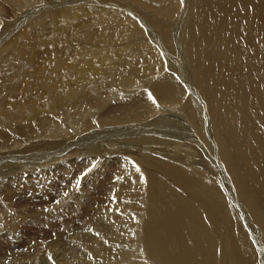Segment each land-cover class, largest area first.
<instances>
[{"label": "bare ground", "instance_id": "obj_1", "mask_svg": "<svg viewBox=\"0 0 264 264\" xmlns=\"http://www.w3.org/2000/svg\"><path fill=\"white\" fill-rule=\"evenodd\" d=\"M99 1H101L102 3V0ZM136 1H143L146 3V6L152 4L150 0H148V2L146 0H136ZM164 1H165V5L163 4L155 5V6L152 5L149 6V8H151L153 11L160 13V10L161 11L164 10L165 12H172V10L174 9L176 10L177 5L179 7L178 0H164ZM191 1L194 2L193 5L191 4ZM201 1L203 0H189L190 3L188 2L189 5H187L188 17L186 18L185 21L188 24V27H189V23L193 25V27H191L190 29L188 28L190 33L189 36L190 39L188 38L189 39L188 46H189V51L192 54L195 52L192 49H195L197 40L194 41L196 39V36L194 37V40L191 39L194 36L191 35V29H193L192 31L197 32L200 29L199 27H201L200 23L203 19L200 21L201 18L197 20V18L194 19L193 17H189V15L190 14L193 15L195 13L194 11L195 3L200 4L202 3ZM215 1L216 0H204V2L209 5H214ZM217 1L224 3L225 0H217ZM54 2L57 1L55 0ZM87 2H91V3L85 5H79L81 3H87ZM218 2L215 4V6L217 8H220L218 6ZM0 3L2 5V12L4 10V13L5 11H8L12 14L18 12L21 13L25 7H28L27 9L33 10L37 8L38 5L40 6L42 4L40 0H0ZM51 4L53 3L51 2ZM142 4L145 5L144 3ZM33 5H35V7H31ZM110 5L114 7H109ZM190 5L194 7V10H190ZM122 6L119 5V7H116L114 4L103 6L102 4H100V2L93 0H68L62 6H58L54 8L51 12H49L48 14L50 16H48L47 13L44 14L43 12L41 13L37 12L36 14L35 13L36 11L34 10L33 11L35 13V14L33 13L35 15L34 19L32 18L33 20H31L30 18L28 21L23 22L24 24H26L25 25L26 27L23 28L22 31L20 30L21 31L19 32L20 35L17 34L18 33L17 32L15 34H12V36L13 35L15 36H13L9 40L2 39L3 42L6 41L5 44L8 43V45L7 46L4 45L5 47L3 46L0 47V63L3 60L16 61L15 62L16 70L13 72L10 71L8 74L0 75L1 76L0 77V171L1 172L4 171L5 175L11 173L12 174L11 177H12L14 176L13 174L14 170L17 169L15 168V166L17 167L19 166L18 168H25L23 166L25 164V161H28L27 157L32 159L33 155L38 157H43V160H45V156H50V158L52 156V158H54L53 159L54 161L52 160L53 162L51 161L52 164L51 163L50 164L53 166L50 165L49 167L50 168L56 167L58 166L59 161L62 159L65 161V157L67 156V152L65 153L66 154L65 156H60V152L54 153L58 145L61 144V142L58 141L60 140L58 137H60L61 135L63 136L65 134H70L73 131H75V136H76L79 134V131H81L82 137L84 136V138L81 140L80 143H77L78 144L77 146L80 147L82 145V147L86 146V148L87 145L92 147L104 146L106 152L122 150L123 151L122 154H126L124 156L125 159H121L120 156H118L117 158H115L116 160H113L114 162L116 161L115 163H118V165L116 164L118 169L119 167L121 168L119 172L120 178L119 176H117L118 174L116 173L114 175H111L112 173L111 171L113 170V166L115 164H112L111 162L108 163V161L111 160V159L109 160L108 157H105L104 159H102L101 157V160L105 161V167H106L105 170L106 172H108V176L104 178L103 183L102 182L98 183L97 176L94 175L95 172L91 170L92 168L89 165L87 166V168L90 167V171H88L86 175L83 174V170H82V172H79V174L75 176L77 180L74 182L76 183L80 182L78 180L80 179V177H82L81 179L84 178L83 181H85V183L79 186L78 191L76 192L72 191L73 193V195L71 194L72 197H76L77 200L81 201V199H79V196L84 194L87 190H89L92 193H100V194L103 193V196H100V198L98 197H97L98 199L94 198L96 200H94L93 207H92L93 203H91V208H93L96 212H103L108 210L107 204L111 196H116L119 200L123 201L127 205L125 206L124 209H122L120 216H118L116 219L119 220V226L121 228L115 224L116 221L115 219H114L115 221L113 220L114 223L112 222L107 225L104 224V226H102L101 228L102 232H104L105 230V243L106 240L108 242L111 241V245L106 246L105 243L100 244V240H97V243L95 242L96 245L94 249L93 246L91 245L92 246L91 251H93L95 255L98 254L99 256L102 257L101 264H134V263L142 264L136 262L133 259L134 257H137V255L140 257L141 252L139 253L136 250L126 251L123 247L121 248L118 247L122 243H124L125 245V243L128 244L129 240H133V238L131 237L128 238V234L131 233L125 235L127 237L120 235V232L121 233L123 232L121 230L124 229L125 227H126V229L124 230L125 234L127 233V229H130V231L133 233L134 230H136V233H134L135 236L137 235L138 232L137 238L140 239L141 244L143 243L145 245L144 250L146 251L145 252L146 255L151 259H153V261H155L157 264H264V259H262L261 255L259 254L260 250L257 249L258 247L256 248L257 249L256 251L258 252L259 259L256 258L255 255L253 254L252 246L248 241L249 233L245 228L244 225L245 223L243 224L241 217V214H243V217L245 216V214L243 212L238 214L237 211L239 210L230 207V203L228 202V200L227 202L225 200V195L222 192L218 193L219 190L218 191L215 190L217 184L215 186L214 184L203 183L204 179L202 180L200 175L201 169L203 171L207 170L205 172L209 174L210 178L216 177L215 170H212V168L208 167V165H205L206 162L204 160H200V163L198 164L199 160L196 161L195 160L196 158L194 160L192 159L193 161L188 164L191 165L193 168H191V166L189 169L186 168V165H188L186 162L183 161L184 163H181L178 161L181 158L179 159L173 158L174 156L173 151L178 148L181 149L182 144H178V143L176 144L174 143V145L172 144L175 147H172L174 148V150H171L170 152L169 150L168 152H157V149L154 147L155 149H153L150 152H148L149 150H147V152L145 153H141V152L139 153V150H137V152L136 151L134 152L133 150L129 151L128 146H124L122 140H112L113 143H117L118 141V143H120L118 147H121L122 149L118 148L117 144L108 145L106 143V141L112 139L109 138L110 135L115 134V136H117L120 133L119 136H128L126 138H132V136L138 138L137 136L142 137V135H144L142 133H145L146 135H150V132L155 130L157 125L160 124L159 120H157V122L154 121L156 119L149 120L148 122L140 121L142 119L147 120V118L149 117V113L152 112L150 111L149 113H145L146 111L151 110L149 109L150 107L148 108V105L150 106V102H148V100L158 102L157 105L160 104V102L166 104L165 105L166 107L165 108L163 107L164 110H166V112L168 110L169 111L172 110V107L181 108V110H183L187 114L188 118L191 117L193 121L196 122L195 128L197 129V131H199V125L197 123L199 114L198 111H196L197 109L192 104V101L186 95H184L183 98L182 93L179 92L178 87L175 85L172 79L169 80L168 82L160 81L159 87H161V89L155 88L156 87L155 86L151 89H147V91L143 93L138 92V94H142L140 97L137 96L135 98L134 96L132 100L129 99V101L127 102L125 101L117 102V100L116 101L111 100L113 103L111 102L112 105L110 107L105 108L103 106L105 101L102 99L104 97L102 96V94H100L102 92L99 91V86H102L104 88L102 90L103 92H105V88L118 89V86H121L120 88H122V86L132 87L134 86L133 81L136 82L142 79L140 76L141 72L145 73L148 70L154 72V70L157 69L160 70L166 65L169 66L168 67L169 69H172L171 68L173 67L172 63L175 62V56H177L176 46L174 41L172 40L173 37L170 29L171 26L168 24L167 21L164 20V18L159 17V19L156 20L157 21L156 24L157 26L160 27L159 30L162 33V36L164 37L165 40V43L163 45L167 49V51H165V54L162 55L161 53L157 52L155 48L151 46L149 41H151L153 45L154 42L150 36V33L147 32L138 24V22L139 23L140 21L142 22V19H137V20L134 19L135 15L136 16L140 15V13L137 11L139 10V8L135 9V7L131 6L132 9L131 8L127 9V8H123ZM154 7L155 9H153ZM225 7L226 9H229V11H231V13L233 14L232 15L229 12L230 17L236 19L235 20V22L237 21L236 23L238 22L241 23L236 26L237 31L236 33L233 34L236 37L235 39L237 44L239 43L238 39L242 34V37L247 39V41L244 39V42L248 44L247 52L248 53L254 52L255 53L254 55H256L257 58L256 60H253L251 57H248L247 59H244L243 61L239 62L237 57L235 60L238 62L236 67H241V71H240L241 74L247 76L252 75L249 74L250 73L249 71L251 70L253 71V69L257 70L264 66V0H231V3H229L228 6L226 5L222 6L221 9L222 8L225 9ZM37 10L39 11V8H37ZM44 10L45 9H43V11ZM175 10L173 11V13L175 12ZM196 10H197L196 13L198 11L201 12V8H197ZM222 11L224 10L222 9ZM29 12L30 11H28V13ZM159 13L157 14L159 15ZM131 15H133V17ZM224 15H228V14L226 13ZM175 16H176V12L174 13V17ZM12 17H14V15H12L10 19ZM1 22L2 21H0V23ZM142 24L144 27L148 28L147 27L148 23L146 21L145 22L143 21ZM19 25H17V27H19ZM13 28L16 29L14 26ZM232 32L233 29L231 30V33ZM37 34H40V36L38 35L39 36L37 41L38 45L36 46L35 43H33L32 41H34V37ZM3 37H5V34ZM249 37H251L250 40L248 39ZM140 41L143 42V44H139ZM193 63L196 64L195 62ZM242 64L245 65L242 66ZM209 68L210 67H208V69ZM195 71L200 72L201 68L198 67V69ZM233 73H235V75L238 76L239 75L238 69L234 67ZM201 75H202L201 78L205 77V73L203 70L201 72ZM133 76L135 80L131 81L132 80L131 78ZM252 77L255 78V76L253 75ZM152 79L153 78H151V81ZM216 79L217 78H215V80ZM259 79L260 80L264 79L263 74L260 75L259 77L257 76V80ZM143 80L145 79L143 78ZM103 82H105V86L101 84ZM254 83L255 82H253V84ZM260 84L262 85L263 83L260 82ZM258 90H259V85L257 86L256 92ZM131 91L132 88L131 90H126L125 91L126 93L124 91L123 92L125 94L129 93L131 95L134 93V92L130 93ZM153 97H155V99H153ZM128 98H131V96L128 95L127 99ZM109 102L110 101L108 100V103ZM100 105L104 109L99 110ZM122 107H124V109H122ZM113 111H119V112L115 114H111ZM88 115L89 117L94 119V122H92L94 123V125H91L88 122H86L88 124L85 125L84 127H88V128H83L82 125L80 124L81 118H79L78 116H81L82 119L84 120V118H86ZM123 115L130 116L131 121H140V122H138L137 124L135 123L126 126L117 125V128L114 127L115 125L113 123L115 122H113L112 120L116 118L117 120L122 122V118L124 117ZM95 117H97L98 119L96 118L97 119L96 120ZM111 117L114 118L112 119ZM62 121L65 122L66 126L69 125L71 132H69V130L67 132L62 131V126H64ZM142 124H144V128H147V130L141 133H136V131L137 132L141 131V127H139V125ZM135 126H137V128H135ZM256 127L258 126L256 125ZM151 128L154 129L150 131ZM207 129L208 132H211L208 134L213 139L212 141L210 140L209 142L211 146L210 149L211 151H213L214 149L215 150L218 149V153H219V151L223 146L220 145V139L217 133V129H214V131L216 130L214 137L212 132L213 128L210 127L209 129V127H207ZM34 130L37 135L35 140H28L26 139V137L20 140L21 135L22 136L25 134L29 135V133ZM194 130L192 131L194 135V145L197 146V150L201 151L200 148H202L203 151L206 153V150L209 148L207 146V143H205V140L201 138L199 135H197V132H195ZM47 132H49V135H47ZM168 135L169 134H166V136ZM75 136H72L70 139L67 138L66 140L65 139L64 140L66 142L73 141ZM14 137H19V139H15ZM48 137H50V140L46 139ZM149 137L145 138L144 140L138 143H144L145 141H147ZM161 140L162 139H160V141ZM215 140L216 142L218 140V146ZM102 141L104 142L100 143ZM188 141H189L188 143H190V140ZM38 142H41L43 144L38 145ZM228 143L230 145L229 140ZM159 144L161 143L159 142ZM49 145L52 146L50 147ZM212 145L216 147L213 148ZM225 146L228 147L227 144H225ZM172 148L170 147V149ZM39 149L42 150L44 149L45 152L44 153L42 151L33 152V151H38ZM77 149L80 150L79 148ZM142 149H148V148H142ZM90 151L94 152L96 150L90 149ZM26 152L28 154H25ZM106 152L105 154L108 155ZM72 155L74 156V154ZM71 156H69L68 158H71ZM131 158L135 159L138 162L140 168L135 169L136 172L133 171L134 173L131 171H130L131 173H127L124 167L126 166L129 167L130 169H133L134 167L133 165H131V163L133 162L134 164V162H136L135 160L133 161ZM17 159H22V160L17 161ZM93 159L95 160V158ZM218 164L219 162L217 163L216 166L217 167L220 166L219 169L221 168L222 170L225 169V166L223 167V164L222 165L220 164L218 165ZM101 165L102 164H100V166ZM227 165L230 166L231 163L227 162ZM30 166H33V164H31ZM81 166L82 165L80 164V167ZM80 167H75V168H80ZM87 168L84 167V170ZM70 172L72 171L70 170ZM142 173H144V175L146 176L147 186L141 185L142 184L141 182L143 180L141 179L140 174ZM69 174L71 175V173ZM87 175L88 178L86 177ZM21 177L23 178V176ZM115 177H116L115 183H112ZM15 178L18 177L17 176L14 177L13 181ZM72 178L74 177L72 176ZM91 178L92 180H90ZM122 178H125L123 179L124 181H122ZM19 179L20 178L15 180L17 181ZM119 179H121L122 183ZM260 184H264L263 175H261L260 180L256 184L254 183V181L251 180L247 181L245 179H242L241 186L243 188L238 189L239 192L241 193L243 192V198L248 203L249 210L253 211L250 212L253 216L254 222H256L254 216L256 214V209L258 207H261V204H263L262 201L263 199L260 197V195L257 192L258 189L257 186ZM141 187H146L145 191H142L144 188L141 190L140 189ZM77 192L79 196L77 195ZM91 200L93 201V198ZM134 212H136L138 216L137 219L138 221L137 223L132 224L133 222L131 221L134 220H130V216H132L131 214H133ZM260 223L256 222V224H258L257 226H259L261 230L262 236L264 237V222H260ZM2 227H0V230L2 229ZM14 227H17V224H15ZM12 231L14 233V231L16 230L13 229ZM258 239L259 241L261 240L260 238ZM117 243H119V245L115 247L114 245ZM79 251L82 250L80 249ZM81 253L78 252L79 255ZM79 255L77 256V258L85 256V254L84 255L81 254L83 256H79ZM85 258L86 260L88 259V257L86 256L84 257V259ZM89 259L91 258L89 257ZM74 264H95V263L91 261L81 260L80 258L78 261L76 260Z\"/></svg>", "mask_w": 264, "mask_h": 264}, {"label": "rangeland", "instance_id": "obj_2", "mask_svg": "<svg viewBox=\"0 0 264 264\" xmlns=\"http://www.w3.org/2000/svg\"><path fill=\"white\" fill-rule=\"evenodd\" d=\"M54 1L53 0H49V1H47V0L41 1L40 0V2L42 4L40 6L38 5V7H37V8H39V11L37 10V8L30 10V9H27L28 7H25L26 10H25V8L23 9V11L25 10L24 11L25 15H24L23 11L21 13L18 12V13H13V14L8 12V11H5V13L7 12L5 14L4 10L2 12V5L0 3V21H2L1 23H3V24L5 22L4 25L0 23V47L1 46L5 47L8 45V43L5 44L6 41L3 42V40L11 39L13 36H15V35L12 36V34H15L18 32L17 34L20 35L19 32H21L23 30V28L26 27L25 26L26 24H24L23 22L28 21L30 18H31V20H33L35 13L37 14V12H40V13L43 12L44 14H46V13L48 14L54 8H56L58 6H62L68 0H56L57 2H54ZM93 1L100 2V4H102L103 6H107L109 4H114L116 7H119V5H121V6L125 5L122 7L127 8V9H130L131 6L135 7V9L139 8V10H137V11L140 13V15H138V16L135 15L134 19H136V20L142 19V22L146 21L148 23V25L146 24L148 28H146L143 26L141 21H140V23L138 22V24L143 29H145L147 32L150 33V36L154 42V45H153L152 42L148 40L150 42L151 46L153 48H155L157 50V52L161 53L162 55L165 54V51H167V49L163 45L165 43V40H164V37L162 36V33L159 30L160 27L157 26V24H156V22H157L156 20L159 19V17L164 18V20L167 21L168 24L171 26L170 29H171L172 37H173L172 40L174 41L175 46H176V50H177L176 51L177 56H175V62L172 63V65H173V67H171L172 69H169L168 68L169 66H167L165 64L166 66L163 67L164 69L163 68H161L160 70H158V69L154 70L153 69L154 72L149 71V70L146 71L145 73L141 72V75H140L142 78L141 80H138L135 82V81H133V80H135L134 76L131 78L132 79L131 81L134 82V86H132V87L122 86V88H120L121 86H118V89L117 88H105V92H103L102 90L104 88L102 86H99V91L102 92L100 94H102V96L104 97V98H102V97L101 98L105 101L103 106L105 108H108L112 105V103H113L112 101H116V100H117V102H120V101L127 102V101H129V99L132 100L134 96H135V98L137 96L140 97L142 94H138V92L143 93V92L147 91V89H151L155 86H156L155 88L161 89V87H159L160 81L161 82L162 81L168 82L169 80L172 79V81H174L175 85L178 87L179 92L182 93L183 98H184V95H186L192 101V104L195 106V108L197 109L196 111H198V114L200 115V116L198 115V120H197V123L199 125V131H197V129L195 128L196 122L193 121V119L191 117L188 118L187 114L183 110H181V108L172 107V110H170V111L168 110L166 112V110H164V108L166 107L165 106L166 104L160 102V104L157 105L158 102L148 100V102H150V106L148 105V108L150 107L149 109H151V110L148 109L149 111H146L145 113H149L150 111H152L154 113H152V112L149 113V117L147 118V120L142 119L143 121L142 120H140V121L141 122H145V121L148 122L149 120L156 119L154 121L157 122V120H159V123H160L157 125V127L155 128L154 131L150 132L151 136L146 135L145 133H142V134H144V135H142V137L137 136L138 138H135L132 136V138H126L128 136H119L120 135V133H119L117 136H115V134L110 135L109 138H112V139L106 141V143L108 145L117 144V147H118L120 145V143H118V141H117V143H113L112 140H122L123 141L122 143H124V146H128L129 151L133 150L134 152L135 151L137 152V150H139V153L140 152L145 153V152H147V150H149L148 152H150L155 148L157 149V152H168V150L170 152L171 150H174V148H172V147H175V146H173L174 143L175 144L178 143V144H182V145H181V149L178 148V149L173 151V154H174L173 158L174 159L181 158L178 161L181 163L186 162L187 164L192 162L195 158H196L195 159L196 161L199 160L198 164L200 163V160H204L206 162L205 165H208V167L212 168V170H215L216 177L210 178L209 174L207 172H205L207 170L203 171L201 169L200 175H201L202 180L204 179L203 183L204 184H214L215 186L217 184V187H215V190L216 191L219 190L218 193L222 192L225 195V200H226V202L228 200V202L230 203V207L231 208L233 207V208L239 210V211H237L238 214L242 213V212L245 214L244 217H243V214H241V217H242V222H243V224L245 223L244 224L245 228L247 229V231L249 233L250 239L248 237V241L252 246L253 254L255 255L256 258L259 259L258 252L256 251L257 249H259L260 250L259 254L261 255L262 259H264V237L262 236V233H261L259 226H257L258 224H256V222H259V223L264 222V184H260L257 186V188H258L257 192L260 195V197L263 199L262 200L263 204H261V207H258L256 209V214L254 215L256 222H254L253 216L250 212L252 210H249V208H248L249 205L243 198V192L241 193L238 191V189L243 188L241 186V180L242 179H245L247 181H250V180L254 181V183L256 184L260 180L261 175L264 176V85H263L264 79L263 80H260V79L257 80V76L259 77L260 75L263 74V77H264V70H263L264 66L257 69V70L253 69V71L252 70L249 71L250 72L249 74H252L253 76H255V78L252 77V75L247 76V75L241 74V72H240L241 67H236L238 62L235 60L237 57H238L237 59L239 60V62L243 61L244 59H247L248 57H251L253 60H256L257 58H256V55H254L255 54L254 52H249V53L247 52L248 44L246 42H244L245 38L242 37V34L238 39L239 43L237 44V42H236V39H235L236 37L233 34L236 33V31H237L236 26L238 24H241V23L240 22L236 23L237 22V21L235 22L236 19H234L233 17H230L229 12H230V14H232V13H231V11H229V9H226V7H225V9L222 8L224 11H222V9H221L222 6H225V5L228 6L229 3H231V0L230 1L225 0L224 3L218 2L216 0L215 4L218 2V6L220 8H217L215 6V4L209 5V4L205 3L203 0V1H201L202 3H200V4L195 3V10H194V7H192L194 2L191 1L192 5H190V10H194L195 13L193 15L190 14L189 17H193L194 19L197 18V20L201 18L200 21L203 19L201 21L202 24L200 23L201 27H199L200 29L202 28L201 30L199 29L197 32H195V31H192L193 29H191V35H194L193 38H191V39L194 40V37L196 36V39L194 41L197 40V44L195 45L196 50L192 49L193 51H195L193 54L190 53L189 46H188V41L190 39L189 29L191 27H193V25H191L189 23V27H188V24L185 21L186 18L188 17L187 5H189L188 4L189 0H178L179 7L177 5L176 10L174 9L176 12V16H175L176 19L174 17L175 12L173 13L174 10H172V12H165L164 10L163 11L160 10V13H159V12L153 11L151 8H149V6H152V5L153 6L162 5V4L165 5L164 0H150L152 4H149L148 6H146L145 2L136 1V0H102V3L99 0H93ZM146 1L148 2V0H146ZM51 2L55 5L51 4ZM139 2H142L145 5H143L142 3H139ZM89 3H91V2L81 3L79 5H85V4H89ZM128 6H130V7H128ZM136 6H138V7H136ZM31 7H35V5H33ZM109 7H114V6L110 5ZM197 8H201V12L198 11L196 13ZM212 8H213V10H212ZM43 9H45V10L43 11ZM49 9H51V10H49ZM153 9H155V7ZM34 10L36 11L35 13L33 12ZM28 11H30L31 14H30V12L28 13ZM15 12H17V11H15ZM213 12H214V14H213ZM225 12L228 15H224V14H226ZM157 13H159L160 16ZM17 14H18V16H17ZM12 15H14V17H12L10 19V17ZM28 15L29 16L31 15L32 17L31 16L29 17ZM155 15H158V16H155ZM48 16H50V15L48 14ZM131 16L133 17V15H131ZM25 18L26 19L28 18V19L26 20ZM4 20H7V21H4ZM17 25H19V27H17ZM8 26L11 28H9ZM13 26L16 29H14ZM4 28H5V30H4ZM232 29H233V32L231 33ZM151 30H153V31H151ZM1 34L3 36L5 34V37H3ZM38 35L40 36V34H37L34 37V41H32L33 43H35L36 46L38 45V42H37L38 38H39ZM248 39L250 40L251 37H249ZM245 40L247 41V39H245ZM139 44H143V42L140 41ZM159 48H160V50H159ZM229 49H231V50H229ZM182 50H184V51H182ZM193 51H191V52H193ZM178 55H180V56H178ZM211 57H213V58H211ZM218 58H221V59H218ZM200 59H202V60H200ZM170 60H171V57H170ZM3 61L0 63V72H1L0 75L1 74H8L10 71L13 72L16 70V65H15L16 61H11V60L10 61L3 60ZM192 61L195 62L196 64H194ZM198 64H199V66H198ZM243 65H245V64H242V66ZM198 67L201 68L200 72L195 71L198 69ZM208 67H210V68L208 69ZM234 67L238 69V72H239L238 76L239 77L236 76L235 73H233ZM212 68H214V69H212ZM221 68H222V70H221ZM202 70L205 73V77H203V78H201ZM150 72H152V73H150ZM255 72H257V73H255ZM224 76H225L226 80H225ZM226 76L229 78H227ZM230 76L232 77V79ZM143 78L145 80H143ZM151 78H153L152 81H151ZM198 78H201V79H198ZM215 78H217L220 82L217 79L215 80ZM222 78H223V80H222ZM224 80H225V82H224ZM253 82H255V83L253 84ZM260 82L263 84L261 85ZM209 83H210V86H209ZM101 84L105 86V82H103ZM258 85H259V90H258L259 92L258 91L256 92ZM254 87H256V88H254ZM131 88H132V91L130 93L134 92L135 94L134 93L131 95L129 93L125 94L126 93L125 91L131 90ZM253 92H254V94H253ZM128 95L131 96V98L127 99ZM249 98H250V100H249ZM153 99H155V97H153ZM108 100L110 101L109 103H108ZM159 105H161V106H159ZM152 107H153V110H152ZM102 109H104V108L100 105L99 110H102ZM122 109H124V107H122ZM117 112H119V111H113L111 114H115ZM237 112H238V114H237ZM250 112H251V114H250ZM97 114H98V112H97ZM239 114H240V116H239ZM150 115H152V116H150ZM123 116L124 117L122 118V122L117 120L114 117H111L112 119L114 118L112 120L113 122H115V123H113L115 125L114 127L117 128V125L126 126V125L135 124V123L137 124L138 122H140V121H131L130 116H126V115H123ZM78 117L81 118L80 124L82 125L83 128H88V127H84L88 123L91 125H94V123H92V122H94V119L89 117V115L86 118H84V120L82 119L81 116H78ZM96 118L97 117H95V119ZM98 118H99V115H98ZM87 119H89V120H87ZM86 122H88V123H86ZM62 123L64 124V126H62V131L67 132L69 130V132H71L69 125L66 126L65 122H63V121H62ZM256 125L258 127H256ZM82 127H80V128H82ZM139 127H141V131H139V132L136 131V133H141V132H144L147 130V128H144V124L139 125ZM207 127H209V129H210V127L213 128L212 129L213 137H214V134L216 131V130L214 131V129H217V133H218L219 139H220V145L223 146L221 148V150L219 151V153H218V149L217 150L214 149L213 151H211V149H210L211 146H210L209 142H210V140L212 141L213 139L208 134L211 132H208ZM135 128H137V126H135ZM152 129H154V128H151L150 131ZM192 129L193 130L195 129L194 131L197 132V135H199L201 138H203L205 140V143H207V146L209 148L206 150V153L203 151L202 148H200L201 151L197 150V146L194 145V135L192 133V131H193ZM251 129H252V132H251ZM115 130H117V129H115ZM73 132H71L70 134H65L63 136L61 135L62 137L61 136L58 137L60 139L58 141H60L61 144L58 145V147L55 149L54 153L60 152V156H65L66 155L65 153L67 152V156H66L67 158L65 157V161L63 159L60 160L61 162L59 161L58 166H56L57 168L56 167H52V168L49 167L52 164V162L54 161L53 160L54 158H52V156H51V158H50V156H45V160H46L45 161V160H43V157H38V156L33 155L32 159L27 157L28 161H25V164L23 166L25 168H18L19 166L18 167L15 166V168H17V169L14 170V172H13L14 176H12V177H11V175H12L11 173L5 175L4 171H2V172L0 171V205H1L0 206V227L3 226L2 229L0 230V233H1L0 234V264H66V263L72 264V262L74 264V262H76V260L78 261L80 258H81V260L91 261V262H94L95 264H101L102 263V257L99 256L98 254L95 255V253L93 251H91V248L93 246V249H94V247L97 243V240H100V244L105 243V230H104V232H102V230H101L102 226H104V224L107 225V224L112 223V222L114 223V221L117 219V217L120 216L122 209H124L125 206H127V205L123 201L119 200L116 196H111L109 199L110 202L108 201V204H107L108 210L103 211V212H96L93 208H91V203H93L92 204V207H93L94 206V200H96L94 198H97V197L100 198V196H103V193L102 194L92 193L89 190H87L84 194L79 196L78 192H77V195L79 196V199H81V201L77 200L76 197H72V195H73L72 191L73 192L78 191L79 186H81V184L85 183V181H83L84 178L81 179L82 177H80V179L78 180L80 182H78V183L74 182L77 180V178L75 176L77 174H79V172H82V170H83V174L86 175L88 173V171H90V167H91L92 168L91 170H93L95 172L94 175L97 176L98 183H100V182L103 183L104 178L106 176H108V172H106V170H105L106 169L105 161L101 160V157H102V159H104L105 157H108L109 160L111 159L110 161H108V163L111 162L112 164H115L113 166V170L111 169L112 170L111 175H114L116 173V174H118L117 176H119V178H120L119 172H120L121 168L119 167V169H118V167L116 166V164L118 165V163H115L116 161L114 162L113 160H116L115 158H117L118 156H120L121 159H125L124 156L126 154H122L123 153L122 150H115L113 152L112 151L106 152L104 146L92 147V146L87 145V148H86V146L82 147V145H81L79 147V146H77L78 145L77 143H80L81 140L84 138V136L82 137L81 131H79V134H78L79 136L78 135L75 136V131H73ZM166 134H169V135L166 136ZM47 135H49V132H47ZM190 135H191V137H190ZM11 136H13V135H11ZM72 136H75L73 141H69V142L65 141L67 138L70 139ZM153 136H154V138H153ZM211 136H212V134H211ZM20 137H21L20 140L24 139V137H26V139H28V140H35L37 135H36V132L34 130V131L30 132L29 135L25 134L23 136L21 135ZM147 137H149L147 139V141H145L144 143H138ZM14 138L19 139V137H14ZM150 138H151V140H150ZM46 139L50 140V137H48ZM160 139H162L163 141L162 140L160 141ZM188 140H190V143H188L189 142ZM206 140H207V142H206ZM228 140L230 141V145L228 143ZM104 141H105V139H104ZM104 141H102L100 143H103ZM159 142L161 144H159ZM164 142L166 143V145ZM168 142H169V144H168ZM215 142H216V140H215ZM40 144H43V143L38 142V145H40ZM216 144L218 146V140H217ZM225 144H227L228 147H226ZM237 144H238V146H237ZM49 146L51 147L52 145H49ZM54 146H56V145H54ZM170 147L172 149H170ZM212 147L215 148L216 146L212 145ZM77 148H79L80 150H78ZM118 148L122 149L121 147H118ZM142 148H148V149H142ZM159 148H161V149H159ZM81 149H83V150H81ZM90 149L96 150V151L93 152V151H90ZM241 150H243V151H241ZM41 151L43 153L45 152L44 149L43 150L39 149L38 151H33V152H41ZM97 151H99V152H97ZM92 152H93V154H92ZM105 152L108 155H106ZM69 153H71V154H69ZM25 154H28V153L26 152ZM32 154H34V153H32ZM72 154H74V156ZM179 154H180V156H179ZM68 155L69 156L72 155L71 156L72 159L68 158L69 157ZM46 158H48V159H46ZM93 158H95V160ZM37 159H39V160H37ZM55 159H57V158H55ZM131 159L133 161L135 160L133 158H131ZM21 160L22 159H17V161H21ZM69 160H71V161H69ZM40 162L41 163L44 162L43 163L44 165L41 164ZM76 162H78L79 164ZM218 162L220 165L223 164V167L225 166L226 171L224 168H223L224 170H222V168L219 169L220 166L219 167L216 166ZM227 162L231 163L230 166L232 168L229 165H227ZM136 163H137V165H136ZM31 164H33V166H30ZM46 164L48 165V167ZM65 164H67V165H65ZM80 164L82 165L81 167H80ZM100 164H102V165L100 166ZM134 164H135V166H134ZM134 164H133V162L131 163V165H133V167H134L133 169H130L129 167H126V166L124 167L125 170L127 171V173H131L133 171L136 172L135 169L140 168L139 167L140 165L138 164L137 161L134 162ZM88 165L90 167L87 168ZM188 165H186V168L189 169L191 165H189V167H188ZM51 166H53V165H51ZM73 166H74V168H73ZM75 167H80V168H75ZM84 167L87 168V169H85L86 172L84 170ZM103 167H105V168H103ZM227 167H228V170H227ZM39 168H40V170H39ZM191 168H193V167L191 166ZM18 169H20V170H18ZM70 170L72 172H70ZM226 172H227V174H226ZM32 173H33V175H32ZM69 173H71V175L74 178H72V176ZM42 175H44V176H42ZM88 175L86 176L87 178H88ZM16 176L18 178H20L19 180H21V181L15 180L18 178H15L13 181V178ZM21 176H23V178ZM140 176H141V179L143 180L141 182L142 184L141 183L140 184L147 186V182H146L147 180H146V176L144 175V173L140 174ZM232 176H234V177H232ZM63 177L64 178L66 177L67 179L66 178L64 179ZM116 177L113 179L112 183H115ZM69 179H71V180H69ZM123 179H125V178H122V181H124ZM72 180H73V182H72ZM90 180H92V178ZM119 180L121 181V179H119ZM57 181H58V183H57ZM110 181H111V178H110ZM122 181H121V183H122ZM117 188H118V186H117ZM140 189L141 190L143 189L142 191H145L146 187H141ZM90 197L93 198V201L91 200L92 198H90ZM73 198H75V199H73ZM77 202H78V204H77ZM238 204H239V206H238ZM79 205H80V207H79ZM95 207H96V205H95ZM142 207H143V205H142ZM7 209H8V211H7ZM69 214H71V215H69ZM73 214H75V215H73ZM131 215L132 216H130V220H134V221H131V222H133L132 224L137 223L138 216H137L136 212H134ZM135 215H136V217H135ZM8 217H9V219H8ZM116 221L118 222V224ZM116 221H115V224L117 226H119V220H116ZM12 223L17 224V227H14L15 224H12ZM13 229L16 230V231H14L15 234L12 231ZM125 229H126V227L121 230L123 232L122 233L120 232V235L127 237L125 235H127L128 233H131V234H128V238L131 237V238H133V240H129L128 244L125 243V245H124V243H122L121 245H119V243H117L114 246L117 247L119 245L118 247H120V248L123 247L126 251L136 250L139 253L141 252L140 257L137 255V257L133 258L138 263L157 264L155 261H153V259H151L150 257H148L146 255V253H145L146 251L144 250L145 245L143 243L141 244L140 239L137 238L138 232H137V235L135 236L134 233H136V230H134V233H133L130 231V229H127V233L125 234L124 233ZM95 238H97V239H95ZM256 238H257V240H256ZM258 238H260L262 240V242H261V240L259 241ZM88 245L90 246V248ZM105 245L106 246L111 245V241L108 242L106 240ZM80 249L82 251H79ZM71 252H72V255H71ZM78 252L79 253L82 252L81 254H83V255L85 254V256L88 257V259L87 260H86V258L84 259L85 256H83L81 254L79 255ZM91 253H93V254H91ZM73 254H75V255H73ZM78 255L83 256V257L77 258ZM94 255L97 257H95ZM89 257L92 260L89 259ZM67 258H68V261H67ZM144 258H146V259H144ZM21 262H23V263H21ZM134 264H136V263H134Z\"/></svg>", "mask_w": 264, "mask_h": 264}, {"label": "snow or ice", "instance_id": "obj_3", "mask_svg": "<svg viewBox=\"0 0 264 264\" xmlns=\"http://www.w3.org/2000/svg\"><path fill=\"white\" fill-rule=\"evenodd\" d=\"M51 258V257H50Z\"/></svg>", "mask_w": 264, "mask_h": 264}]
</instances>
